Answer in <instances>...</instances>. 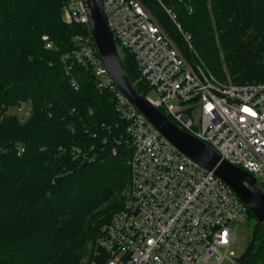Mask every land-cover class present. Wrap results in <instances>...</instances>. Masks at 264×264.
I'll list each match as a JSON object with an SVG mask.
<instances>
[{
	"label": "trees",
	"instance_id": "1",
	"mask_svg": "<svg viewBox=\"0 0 264 264\" xmlns=\"http://www.w3.org/2000/svg\"><path fill=\"white\" fill-rule=\"evenodd\" d=\"M140 1L192 66L195 52L212 75L222 76L224 62L234 84L264 81V0H161L180 29L158 0ZM65 2L0 0V264H79L99 226L121 208L116 193L130 178L129 151H111L123 123L110 95L80 65L73 67L77 89L63 70L60 58L79 31L62 20ZM213 24L221 29L216 39ZM120 58L146 95L133 57L122 51ZM20 103L30 107L25 120ZM115 122V130L102 127ZM91 145L101 157H73L72 147ZM247 221L253 225L237 262L264 264V229L249 210Z\"/></svg>",
	"mask_w": 264,
	"mask_h": 264
},
{
	"label": "built area",
	"instance_id": "2",
	"mask_svg": "<svg viewBox=\"0 0 264 264\" xmlns=\"http://www.w3.org/2000/svg\"><path fill=\"white\" fill-rule=\"evenodd\" d=\"M158 2L162 5L161 0ZM118 53L135 61L144 95L173 123L215 150L222 160L250 173L264 192V81L222 82L203 63L189 64L139 0H100ZM176 22L175 13L162 5ZM191 12V8L189 7ZM62 20L78 25L75 48L61 56L71 87L73 67L88 71L95 88L107 92L123 130L113 137L129 153L130 178L122 207L101 224L88 244L86 264H238L230 247L248 209L212 171L181 153L139 112L115 84L90 34L85 0H66ZM189 43L190 35L184 33ZM45 48L51 41L42 36ZM20 119L30 107L20 103ZM115 130V124H102ZM104 138L102 143H107ZM21 152L19 147L17 154ZM80 162L101 157L95 145L72 147Z\"/></svg>",
	"mask_w": 264,
	"mask_h": 264
},
{
	"label": "water",
	"instance_id": "3",
	"mask_svg": "<svg viewBox=\"0 0 264 264\" xmlns=\"http://www.w3.org/2000/svg\"><path fill=\"white\" fill-rule=\"evenodd\" d=\"M90 34L100 59L126 99L181 153L210 170L244 203L264 229V192L248 172L225 160L207 144L173 123L160 109L138 92L124 73L114 37L106 23L100 0H85Z\"/></svg>",
	"mask_w": 264,
	"mask_h": 264
},
{
	"label": "rangeland",
	"instance_id": "4",
	"mask_svg": "<svg viewBox=\"0 0 264 264\" xmlns=\"http://www.w3.org/2000/svg\"><path fill=\"white\" fill-rule=\"evenodd\" d=\"M140 1V0H139ZM141 2V1H140ZM142 4V3H141ZM143 5V4H142ZM144 9L151 15V17L153 18V20L160 26V24L157 22V20L155 19V17L151 14V12L149 11L148 8H146L144 5H143ZM213 22V20H212ZM161 27V26H160ZM162 28V27H161ZM163 30V28H162ZM213 35L215 37V39L218 37V34L220 33L221 29H217L214 24H213ZM164 31V30H163ZM165 32V31H164ZM166 36L169 38V36L167 35V33L165 32ZM170 39V38H169ZM171 40V39H170ZM172 41V40H171ZM187 42V41H186ZM173 43V42H172ZM174 44V43H173ZM187 45L188 47L193 50L192 48V45L189 41V43L187 42ZM175 46V44H174ZM177 49L178 47L175 46ZM179 53L181 54L182 57L183 54L180 52V50L178 49ZM194 56L195 58H197L198 60V63H203L197 56V54L194 52ZM185 58V57H184ZM221 59H222V56H221ZM186 60V59H185ZM204 64V63H203ZM259 66V65H258ZM257 67V66H256ZM221 69H222V76H215V78H217L218 80L222 81V82H229V83H234L232 81V78L231 76L229 75L228 73V70H227V67H226V64L224 62H222V66H221ZM263 70V69H262ZM261 72V71H260ZM250 82H253V81H250ZM246 83V82H245ZM146 95H149L150 97H155L154 94H152L151 92L147 93ZM13 109V108H12ZM26 119V117L24 118V120ZM127 182L124 184V186L120 189V191H118L116 193L117 195V199L120 201V205L123 201V196H122V193L125 189V187L127 186ZM122 207V206H121ZM98 210H99V207H98ZM119 210V209H117ZM116 209L113 210L112 212H116L117 211ZM252 225L253 223L251 221H247L243 224H235V223H232L231 226L235 227V230L237 231V238H236V241L235 243L230 247V250L233 254V257L237 260V258L240 256V254L243 252L244 248H245V245L249 239V236H250V233H251V228H252ZM90 243V242H89ZM87 257H88V253H86V255H84V257L80 260L79 264H86L87 262Z\"/></svg>",
	"mask_w": 264,
	"mask_h": 264
}]
</instances>
